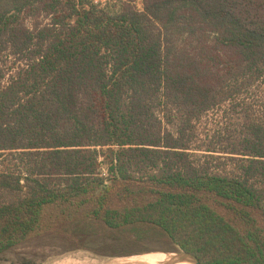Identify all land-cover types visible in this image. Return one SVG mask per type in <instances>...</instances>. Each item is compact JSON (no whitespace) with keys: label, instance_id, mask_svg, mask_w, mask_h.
I'll use <instances>...</instances> for the list:
<instances>
[{"label":"trees","instance_id":"obj_1","mask_svg":"<svg viewBox=\"0 0 264 264\" xmlns=\"http://www.w3.org/2000/svg\"><path fill=\"white\" fill-rule=\"evenodd\" d=\"M141 4L0 0V264H264V0Z\"/></svg>","mask_w":264,"mask_h":264},{"label":"rangeland","instance_id":"obj_2","mask_svg":"<svg viewBox=\"0 0 264 264\" xmlns=\"http://www.w3.org/2000/svg\"><path fill=\"white\" fill-rule=\"evenodd\" d=\"M96 1H97V3H100L101 5H103L107 2L108 3H111V2L116 3V0H96ZM130 4L136 10H140L142 8L141 0H130ZM36 21H37V23L44 24V23H46L47 20L45 18H42V17H38L37 19H24V23L27 26L34 24ZM210 119H211V116H208V122L209 121L211 122ZM199 133L201 135V123H200ZM196 153L201 154L202 152L196 151ZM99 160H102V158ZM103 166L104 165L102 164L101 167H103ZM90 244H92V243L90 242ZM141 244H142V246H140L141 249L148 250L150 253L151 252H170V251H163V250H166V248L168 247L164 241L148 240V241H145ZM95 245H100V244H95ZM146 253H148V252H146ZM138 254H144V253H138ZM168 255L171 256L172 254L171 255L170 254H164V255H161L158 257H154V258L160 259V258L167 257ZM176 255H178V254H176ZM145 258H147V257H139V258H135L133 260H139V259H145ZM8 259L14 260V257L9 256ZM110 259H112V258H101V257L95 256L92 254V252H89L86 250H75V251H71L68 253L57 255V256H54L51 258L44 259L39 264H102V263L108 262V260H110Z\"/></svg>","mask_w":264,"mask_h":264},{"label":"bare ground","instance_id":"obj_3","mask_svg":"<svg viewBox=\"0 0 264 264\" xmlns=\"http://www.w3.org/2000/svg\"><path fill=\"white\" fill-rule=\"evenodd\" d=\"M171 255V254H170ZM135 259V258H134ZM108 264H191L190 260L186 259L183 255L172 254L160 259L154 257H147L145 259H118L112 260Z\"/></svg>","mask_w":264,"mask_h":264},{"label":"water","instance_id":"obj_4","mask_svg":"<svg viewBox=\"0 0 264 264\" xmlns=\"http://www.w3.org/2000/svg\"><path fill=\"white\" fill-rule=\"evenodd\" d=\"M148 253H150V252H148ZM148 253H144V254H148ZM151 253L180 254V255H183L186 259L190 260L191 264H200L199 260L195 256H193L190 253L181 251V250L173 251V252H151ZM137 255H143V254H135V255H129V256H120V257L117 256V257H113L112 259L108 260V262L102 263V264H108L112 260H118V259H123V258H127L130 256H137Z\"/></svg>","mask_w":264,"mask_h":264},{"label":"flooded vegetation","instance_id":"obj_5","mask_svg":"<svg viewBox=\"0 0 264 264\" xmlns=\"http://www.w3.org/2000/svg\"><path fill=\"white\" fill-rule=\"evenodd\" d=\"M94 255V254H93ZM95 256H97V255H95ZM98 257H100V256H98ZM120 257V256H119ZM101 258H113V257H101Z\"/></svg>","mask_w":264,"mask_h":264},{"label":"built area","instance_id":"obj_6","mask_svg":"<svg viewBox=\"0 0 264 264\" xmlns=\"http://www.w3.org/2000/svg\"><path fill=\"white\" fill-rule=\"evenodd\" d=\"M94 3H97V1L96 0H92Z\"/></svg>","mask_w":264,"mask_h":264}]
</instances>
